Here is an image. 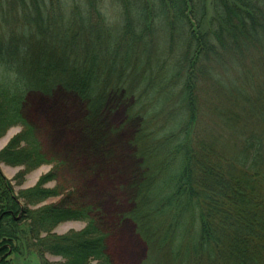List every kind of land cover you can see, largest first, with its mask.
Returning <instances> with one entry per match:
<instances>
[{
  "label": "trees",
  "instance_id": "1",
  "mask_svg": "<svg viewBox=\"0 0 264 264\" xmlns=\"http://www.w3.org/2000/svg\"><path fill=\"white\" fill-rule=\"evenodd\" d=\"M60 94L88 119L112 101L135 123L123 218L140 264H264V0H0V138L23 129L0 163L48 164L23 112ZM55 178L13 196L0 173V264L24 244L112 264L90 208L28 211L59 196ZM69 221L86 227L49 235Z\"/></svg>",
  "mask_w": 264,
  "mask_h": 264
},
{
  "label": "rangeland",
  "instance_id": "2",
  "mask_svg": "<svg viewBox=\"0 0 264 264\" xmlns=\"http://www.w3.org/2000/svg\"><path fill=\"white\" fill-rule=\"evenodd\" d=\"M207 10L210 15V9ZM43 99L29 97L23 115L33 127L48 164L28 171L22 166L0 163L1 176L9 183L13 196H17L54 173L55 180L45 187L52 191L55 189L59 196L36 207H28V211L51 205L90 208V218L106 236V254L111 263L140 264L145 256V247L135 235L133 225L123 218L129 210L127 200L131 193L127 190L134 176L131 173L136 170L129 145L135 123L128 122L126 110L112 101L88 119L85 105L73 96L60 94ZM22 133L20 126L9 129L0 138V153ZM26 224L27 221L21 223L22 229ZM85 227L84 222L69 221L54 227L49 235L62 237L80 232ZM45 235L38 237L41 239ZM35 251L24 244L20 247L19 256L6 255L5 261L7 264L62 262L50 255H44L41 260Z\"/></svg>",
  "mask_w": 264,
  "mask_h": 264
},
{
  "label": "flooded vegetation",
  "instance_id": "3",
  "mask_svg": "<svg viewBox=\"0 0 264 264\" xmlns=\"http://www.w3.org/2000/svg\"><path fill=\"white\" fill-rule=\"evenodd\" d=\"M0 217L2 218V214H1V212H0ZM1 218H0V219H1ZM18 219H19V218L17 217L16 220H18Z\"/></svg>",
  "mask_w": 264,
  "mask_h": 264
},
{
  "label": "water",
  "instance_id": "4",
  "mask_svg": "<svg viewBox=\"0 0 264 264\" xmlns=\"http://www.w3.org/2000/svg\"><path fill=\"white\" fill-rule=\"evenodd\" d=\"M19 217V216H18ZM16 220V219H15Z\"/></svg>",
  "mask_w": 264,
  "mask_h": 264
}]
</instances>
